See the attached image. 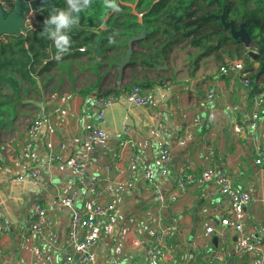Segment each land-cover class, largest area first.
<instances>
[{"label": "crops", "instance_id": "obj_1", "mask_svg": "<svg viewBox=\"0 0 264 264\" xmlns=\"http://www.w3.org/2000/svg\"><path fill=\"white\" fill-rule=\"evenodd\" d=\"M130 6L136 13L135 6ZM134 42L129 43L132 53L142 52ZM182 48L153 68L128 65L122 75L119 64H105L102 51L101 56L83 53L63 69L56 67L46 74L36 88L25 86L23 102L27 106L19 109L17 120L0 137V165L4 169L0 212L12 221L11 233H0V264H61L71 219V210L63 207L61 200L80 180L94 178L105 180V200L118 198L117 209L103 219L94 264H144L147 247L159 233L166 234L174 250L161 256L157 264H264V248L245 253L242 235L220 226V217L229 208L228 199L209 196L207 186L191 189L184 196L177 194V172L185 169L200 174L210 167L211 150L216 169L251 195L245 222L264 238V164L256 163L264 140L263 106L258 129L250 127L258 90L242 85L235 74L220 75V68L230 60L225 55L218 59L213 54L196 66L198 52L184 48L179 53ZM258 66L253 64L255 71ZM220 79L225 85L212 103H206L204 88ZM135 83L152 85L143 88L155 90L151 105L136 107L126 99L125 91ZM100 94L113 97L105 111L107 139L88 142L84 137L96 126L92 103ZM196 115L203 117L210 130L190 127ZM38 117L44 121L35 146L42 177L37 183L14 182L27 174L26 162L14 166V160L20 156L28 125ZM75 138L81 141L75 142ZM180 138L185 139L184 146L178 145ZM129 139L137 141L145 163L157 162L159 143H168L172 148L170 173L158 175L152 185L140 173L142 179L136 188L127 189L123 184L128 165L124 144ZM61 143L67 146L61 160L50 162L49 154L58 153ZM69 157L86 162L83 175L64 166ZM90 197V191H82L76 206H84ZM37 204H42L54 221V227L42 236L31 234L27 227ZM211 226L214 232L209 234L206 230ZM222 251L230 263L213 259Z\"/></svg>", "mask_w": 264, "mask_h": 264}, {"label": "trees", "instance_id": "obj_2", "mask_svg": "<svg viewBox=\"0 0 264 264\" xmlns=\"http://www.w3.org/2000/svg\"><path fill=\"white\" fill-rule=\"evenodd\" d=\"M13 3L14 0H0L5 16L13 10ZM116 3L119 12L105 7L104 0H92L90 7L79 14V24L68 33L71 47L59 61L53 58L56 50L52 42L39 34L53 9L67 8L66 0L34 13L33 21L26 23L25 34L0 37V137L17 120L19 109L27 106L23 102L25 86L36 88L56 67L61 70L83 53L91 54L100 37L108 66L118 67L128 53L129 41L144 35L134 42L143 51H134L128 65L153 68L183 45L198 52L196 66L213 54L218 59L225 55L230 60H244L252 89H259L264 76V53L256 60L249 57L245 46L233 40L225 28L222 16L226 22L234 21L236 29L245 24L252 38L251 46L258 50L264 46V0H116ZM130 5L135 6L136 13ZM110 38L114 42L110 43ZM255 63H259L256 73ZM136 85L152 86L146 83L133 86Z\"/></svg>", "mask_w": 264, "mask_h": 264}, {"label": "built area", "instance_id": "obj_3", "mask_svg": "<svg viewBox=\"0 0 264 264\" xmlns=\"http://www.w3.org/2000/svg\"><path fill=\"white\" fill-rule=\"evenodd\" d=\"M84 49H82L83 51ZM220 75L235 74L240 83L246 87H251L250 73L244 60L234 59L226 61L219 70ZM256 73V71H254ZM168 84H164L166 87ZM225 85L220 80L212 81L202 93L206 103H212L218 91ZM126 99L136 107H145L151 105L154 101L155 90H145L140 86H133L125 91ZM112 95H98L92 103L96 114V126L90 129L85 141L88 142H104L107 139V133L104 129L105 111L113 102ZM255 110L252 114L250 127L257 130L259 127L261 112L260 107H264V84H259V89L253 98ZM44 121L41 118L33 119L27 127L25 137L23 139L20 156L14 160V166H20L22 161L26 162L25 176L13 179L14 182H31L37 183L42 177V164L38 160V154L35 150L36 143L42 134ZM191 128L204 127L210 130V125L205 124V120L201 115H196L190 125ZM80 138H75V142H80ZM186 144L185 139L180 138L179 146ZM67 148L66 144L61 143L58 153L51 152L49 161L54 162L61 160V153ZM124 148L128 152V165L126 178L123 184L127 189H135L139 181L145 180L152 185L156 182L158 175H168L170 173V162L172 157V148L166 142L159 143L157 162L142 160L140 147L136 140L129 139L125 142ZM213 152L209 151L210 167L203 170L200 174L193 175L185 169L177 172L176 190L180 196L186 195L191 189L207 186L208 195L213 197L221 195L228 199L229 208L220 217V226L224 229H230L242 235L244 241V252L249 253L254 249L264 248V238L254 226L247 225L245 222V209L251 202V195L234 184L232 178L216 169L212 162ZM257 165L264 164V140L258 151L256 159ZM64 166L71 172L83 175L86 171L87 164L81 158L69 157L64 160ZM112 166H108L111 171ZM141 170V171H140ZM4 169L0 165V179ZM142 174V177L140 176ZM105 180L94 178L91 180H80L77 188L65 195L61 204L63 207L71 210V219L69 224V232L65 247L63 248L61 264H94V251L99 244L103 219L108 217L117 209L118 198L106 197ZM82 191H90L91 197L85 202L84 206H76V199ZM28 230L35 236H42L54 227V221L49 216L48 210L42 205L37 204L33 213L27 222ZM12 231V221L0 212V233L4 235L10 234ZM207 233L214 232V227H208ZM174 250V245L169 241L165 233H159L154 240H151L147 247V259L144 264H157L161 256H168ZM213 259L230 263L229 258L225 259L224 252H216Z\"/></svg>", "mask_w": 264, "mask_h": 264}, {"label": "water", "instance_id": "obj_4", "mask_svg": "<svg viewBox=\"0 0 264 264\" xmlns=\"http://www.w3.org/2000/svg\"><path fill=\"white\" fill-rule=\"evenodd\" d=\"M60 0H46V2L42 3V0H14V7L11 13L5 16L4 9L0 5V37L4 35H18L25 34L27 32L26 17L30 14H34L40 10L45 9L46 7L58 3ZM222 22L225 25L226 29H229L230 35L233 40L242 43L246 49H249L252 45V38L246 30L245 24L239 26L238 29L235 27V22L230 21L226 22L225 17L222 16ZM136 39V38H135ZM132 39L129 41L130 45L135 41ZM101 40L100 37L99 43L96 47L92 48V52H94L97 56H101ZM129 45V50L122 62L119 64L120 75L123 74L124 69L128 66L132 54V47ZM264 53V46L260 49L248 50L247 55L251 57L253 60L258 59Z\"/></svg>", "mask_w": 264, "mask_h": 264}, {"label": "clouds", "instance_id": "obj_5", "mask_svg": "<svg viewBox=\"0 0 264 264\" xmlns=\"http://www.w3.org/2000/svg\"><path fill=\"white\" fill-rule=\"evenodd\" d=\"M43 2L46 0H42ZM91 2L92 0H66V9H53L43 21L39 35L52 42V47L56 50L53 58L57 61L69 52L72 42L68 33L79 24V14L90 7ZM104 5L114 12L121 11L116 0H104ZM112 42L114 41L110 38V43Z\"/></svg>", "mask_w": 264, "mask_h": 264}, {"label": "rangeland", "instance_id": "obj_6", "mask_svg": "<svg viewBox=\"0 0 264 264\" xmlns=\"http://www.w3.org/2000/svg\"><path fill=\"white\" fill-rule=\"evenodd\" d=\"M34 19V14L32 13V14H30V15H28L27 17H26V21H32ZM187 49V48H186ZM189 50H187L188 52L190 51V48H188ZM183 50H184V48H182L181 50H180V52L179 53H182L183 52ZM248 50H254V51H256V49L255 48H253L252 46L249 48V49H247V51Z\"/></svg>", "mask_w": 264, "mask_h": 264}]
</instances>
